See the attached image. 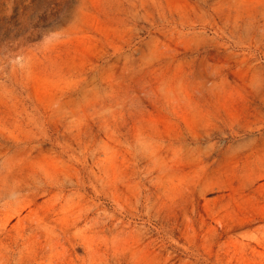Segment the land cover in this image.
<instances>
[{"label": "rangeland", "instance_id": "1", "mask_svg": "<svg viewBox=\"0 0 264 264\" xmlns=\"http://www.w3.org/2000/svg\"><path fill=\"white\" fill-rule=\"evenodd\" d=\"M0 264H264V0H0Z\"/></svg>", "mask_w": 264, "mask_h": 264}]
</instances>
